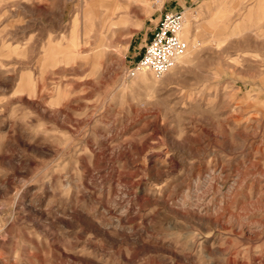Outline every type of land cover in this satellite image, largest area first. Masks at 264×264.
<instances>
[{
  "label": "rangeland",
  "instance_id": "374dc122",
  "mask_svg": "<svg viewBox=\"0 0 264 264\" xmlns=\"http://www.w3.org/2000/svg\"><path fill=\"white\" fill-rule=\"evenodd\" d=\"M170 1L0 0V264H264V10L126 77Z\"/></svg>",
  "mask_w": 264,
  "mask_h": 264
},
{
  "label": "built area",
  "instance_id": "2783aa9c",
  "mask_svg": "<svg viewBox=\"0 0 264 264\" xmlns=\"http://www.w3.org/2000/svg\"><path fill=\"white\" fill-rule=\"evenodd\" d=\"M183 23L182 10L164 9L150 28L126 77L132 78L140 71L160 77L171 69L187 49V42L180 36Z\"/></svg>",
  "mask_w": 264,
  "mask_h": 264
},
{
  "label": "crops",
  "instance_id": "0c3cea01",
  "mask_svg": "<svg viewBox=\"0 0 264 264\" xmlns=\"http://www.w3.org/2000/svg\"><path fill=\"white\" fill-rule=\"evenodd\" d=\"M199 1L201 0H171L170 2L172 4V9L181 10L186 6H191L193 3L199 2ZM203 1L210 3L214 0H203ZM215 1L225 2L226 7L224 9H230L232 11L264 10V0H215ZM199 10L203 12L204 5H201Z\"/></svg>",
  "mask_w": 264,
  "mask_h": 264
},
{
  "label": "bare ground",
  "instance_id": "6f19581e",
  "mask_svg": "<svg viewBox=\"0 0 264 264\" xmlns=\"http://www.w3.org/2000/svg\"><path fill=\"white\" fill-rule=\"evenodd\" d=\"M105 4H108V3H105ZM110 4V3H109ZM113 7L114 8H122V7H125L124 5H121V3H120V5H116V4H110V5H108L107 7H106V12H112L113 11ZM112 14V13H111ZM118 18L120 19V21L124 18V16L122 15H120V16H118ZM110 20H111V18H109ZM114 19V18H113ZM108 21V20H107ZM113 22V21H112ZM111 21L109 22V24H111L112 23ZM105 24H106V21H105V23H103V25L101 26L102 28L105 26ZM118 25V24H117ZM113 27V26H112ZM184 27V26H183ZM183 32H185V30L182 28V30L180 31V34L182 33V35H183ZM102 41V40H101ZM170 70V69H169ZM168 70V71H169Z\"/></svg>",
  "mask_w": 264,
  "mask_h": 264
}]
</instances>
